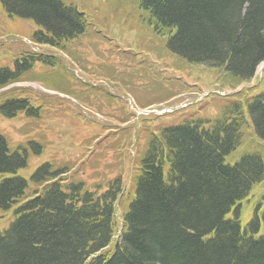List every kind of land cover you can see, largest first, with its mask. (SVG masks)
<instances>
[{
    "label": "trees",
    "instance_id": "16d2710c",
    "mask_svg": "<svg viewBox=\"0 0 264 264\" xmlns=\"http://www.w3.org/2000/svg\"><path fill=\"white\" fill-rule=\"evenodd\" d=\"M130 1L135 15L124 16L126 23L152 35L139 50H122L103 35L124 59L116 65L112 54L107 68L101 67L111 72L123 66L120 84L132 93L148 85L146 95H161L156 84L169 98L185 89L183 78L172 75L181 67L163 64L164 56L207 66L233 87L251 82L264 62V0ZM0 7L10 18L33 24L35 44L77 63L84 59L83 40L96 42L100 33L77 2L0 0ZM23 80L41 82L83 105L118 97L70 72L61 55L44 47L0 66V90ZM259 80L254 89L221 99L213 117L194 111L171 121L139 115L142 125L133 135V126L119 125L135 153L127 161L124 146L116 144L120 171L108 177L114 170L106 165L105 177L96 181L83 175L103 153L80 168L49 159L27 175L31 156L46 148L44 137L43 143L31 137L14 146L0 132V264H264V197L245 226L240 212L264 180V157L236 152L248 131L264 141V76ZM23 92L0 94V117L43 118L50 96ZM120 107L124 123L136 118L133 109Z\"/></svg>",
    "mask_w": 264,
    "mask_h": 264
},
{
    "label": "rangeland",
    "instance_id": "374dc122",
    "mask_svg": "<svg viewBox=\"0 0 264 264\" xmlns=\"http://www.w3.org/2000/svg\"><path fill=\"white\" fill-rule=\"evenodd\" d=\"M67 1L77 2L87 13L89 12V17H92L94 22L98 24L96 32L100 31L99 35L96 34V42V38L92 37L83 40L86 41V46L80 49L83 60L77 63L70 56H65V53L61 54L47 46L35 44L30 38L31 31L35 29L33 24L30 21L10 18L0 7V66L11 65L13 58L24 51H40L44 47L46 52L49 51L51 54L61 55L70 72L87 82L99 83L118 97L109 104L106 99L101 98L103 102L96 100L95 104L90 106L79 104L72 96L47 89L38 81L23 80L1 89L0 94L18 89L24 91V94L31 93L35 97H40L39 92H44L50 96L47 99L48 104H44L43 118L36 122H32L24 114L14 118L0 117V132L5 134L14 146L27 142L31 137L40 139L43 143L41 138L44 137L46 148L41 155L31 156V166L27 175L38 164L49 159H54L58 162L69 161L74 168H80L82 162L88 161L92 158V155L100 152L103 153L101 160L94 165L87 162V171L83 176L86 179H90V176L94 177L90 180H100L105 177L103 168L106 165H111L114 171L108 177H113L120 171V160L122 158L127 160V157L130 158L135 153V146L132 143V145L128 144L129 140L126 142L124 139L122 140L123 133L118 128L119 125L121 127L133 126V135L137 133V127L142 125L137 122L139 115H158V117H161L160 119L167 121H171L174 117L185 112V114H189L192 111L201 116H216L219 114L218 106L222 104L220 102L221 99H225L234 93L254 89L260 83L259 78L261 79L264 76V68L260 69V66L264 64L262 62L257 68L255 78L251 82H244L233 87L222 79L220 74L207 66L187 65L172 56H164L160 59L163 64L170 68H175V65L181 67L175 72L172 71L174 73L172 75L183 78L186 82L185 89L169 98H166L156 84L153 87L155 86L156 91H159L162 96L146 95L149 92L148 89H150L148 85L143 89L141 85H138L135 93H132L120 84L119 76L124 70L123 66H119V70L114 69L110 72L102 68L101 64L109 61L108 59L111 58L112 54H116L113 60L116 65L124 59L119 55L117 56V50L103 40V35H107L106 38L109 37L116 40L122 50L123 48L139 50L141 45L152 35L149 30L134 29L126 23L124 16L131 18L135 15V2L130 0ZM106 30H108L107 33ZM105 67L107 68L106 64ZM170 68L164 69H174ZM36 70L41 71L42 68L37 67ZM168 72L170 73L171 71ZM224 82L228 84L225 86ZM40 87L47 91L42 90ZM51 96L62 97L66 101L60 102ZM120 103L131 109L133 107L135 110L137 109V112L135 111L136 118L124 123L123 119L127 116L124 113V109H121ZM174 105H177V107L174 108ZM166 106H173L172 111L164 112L163 110ZM104 124L108 126L105 125L103 127ZM133 138L135 139L134 136ZM118 143L125 148L122 158L117 156L118 149L115 145ZM129 151H131V154ZM236 152L239 155L244 152H259L264 157V141L257 139L253 132L248 131L244 136L239 151ZM123 162H125L124 159ZM106 171H109V169ZM125 173L127 174V169ZM263 197L264 180L254 187L252 194L240 209L243 226L252 221L255 206L263 200ZM262 231H264L263 228ZM115 238H117V235Z\"/></svg>",
    "mask_w": 264,
    "mask_h": 264
},
{
    "label": "bare ground",
    "instance_id": "6f19581e",
    "mask_svg": "<svg viewBox=\"0 0 264 264\" xmlns=\"http://www.w3.org/2000/svg\"><path fill=\"white\" fill-rule=\"evenodd\" d=\"M263 66H264V64H262V65L260 66V69L264 68Z\"/></svg>",
    "mask_w": 264,
    "mask_h": 264
},
{
    "label": "water",
    "instance_id": "95a60500",
    "mask_svg": "<svg viewBox=\"0 0 264 264\" xmlns=\"http://www.w3.org/2000/svg\"><path fill=\"white\" fill-rule=\"evenodd\" d=\"M42 90H45V91H47L46 89H44V88H42V87H40Z\"/></svg>",
    "mask_w": 264,
    "mask_h": 264
}]
</instances>
